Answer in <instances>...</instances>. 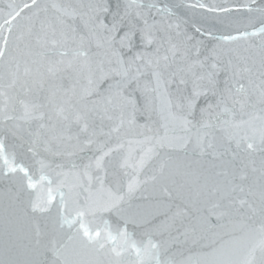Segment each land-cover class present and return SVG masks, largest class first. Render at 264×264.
Here are the masks:
<instances>
[{"label": "snow or ice", "instance_id": "obj_1", "mask_svg": "<svg viewBox=\"0 0 264 264\" xmlns=\"http://www.w3.org/2000/svg\"><path fill=\"white\" fill-rule=\"evenodd\" d=\"M0 264H264V0L0 9Z\"/></svg>", "mask_w": 264, "mask_h": 264}, {"label": "water", "instance_id": "obj_2", "mask_svg": "<svg viewBox=\"0 0 264 264\" xmlns=\"http://www.w3.org/2000/svg\"><path fill=\"white\" fill-rule=\"evenodd\" d=\"M13 2V0H0V9L6 10L7 5ZM15 3H22V0H14ZM206 2H213V0H206ZM215 2H220V0H215ZM4 182L0 181V190H2L4 188Z\"/></svg>", "mask_w": 264, "mask_h": 264}]
</instances>
